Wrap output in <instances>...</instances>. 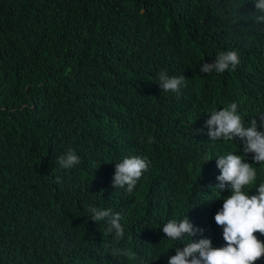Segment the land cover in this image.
<instances>
[{
  "label": "trees",
  "instance_id": "1",
  "mask_svg": "<svg viewBox=\"0 0 264 264\" xmlns=\"http://www.w3.org/2000/svg\"><path fill=\"white\" fill-rule=\"evenodd\" d=\"M260 14L254 0H0V264H167L190 238L162 227L186 215L195 240L223 246L216 159L241 149L206 122L232 102L245 127L264 112ZM228 50L234 70L200 71ZM164 70L185 76L179 95L161 93ZM69 149L80 163L65 169ZM133 155L148 170L132 193L113 188ZM90 206L121 213L123 239Z\"/></svg>",
  "mask_w": 264,
  "mask_h": 264
},
{
  "label": "clouds",
  "instance_id": "2",
  "mask_svg": "<svg viewBox=\"0 0 264 264\" xmlns=\"http://www.w3.org/2000/svg\"><path fill=\"white\" fill-rule=\"evenodd\" d=\"M254 2L261 13L256 17L259 24L264 22V0ZM239 62L237 51H220L214 62L202 64L200 71L207 74L224 73L234 70ZM158 81L163 91L161 93L171 95L174 92L179 95L185 76L169 75L164 70L158 74ZM206 125L211 141L235 140L241 149V152L232 151L216 159L220 174L217 177L219 183L214 188L221 190L230 185V195L223 199L222 208L214 217L216 224L223 229L225 243L221 247H214L210 239L195 240L194 237L203 229L194 227L187 215L181 221L169 220L162 227L168 241H179L185 236L190 239L183 247L175 248V255L168 258L167 264H256L264 258V241L256 235L264 236V181L257 186V164L264 168V112L259 111L251 119L250 125L245 127L237 103L232 102L222 110L213 109ZM153 142L154 138L149 137L148 143ZM58 163L60 167L69 169L79 164L80 158L74 150L69 149L58 158ZM149 163L147 157L136 155L116 163L113 188L126 186L127 192L132 193L143 172L148 170ZM254 186L256 194H250L247 189ZM88 211L92 214V221L106 223L104 235L114 234L115 239H123L125 229L121 224V213L95 206H90ZM112 255L126 257L129 261L139 260L131 249H113ZM139 264H143V261H139Z\"/></svg>",
  "mask_w": 264,
  "mask_h": 264
}]
</instances>
